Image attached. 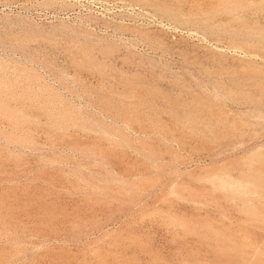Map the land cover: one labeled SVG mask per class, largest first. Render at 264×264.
Wrapping results in <instances>:
<instances>
[{
    "label": "rangeland",
    "instance_id": "1",
    "mask_svg": "<svg viewBox=\"0 0 264 264\" xmlns=\"http://www.w3.org/2000/svg\"><path fill=\"white\" fill-rule=\"evenodd\" d=\"M263 203L264 0H0V264H237Z\"/></svg>",
    "mask_w": 264,
    "mask_h": 264
},
{
    "label": "bare ground",
    "instance_id": "2",
    "mask_svg": "<svg viewBox=\"0 0 264 264\" xmlns=\"http://www.w3.org/2000/svg\"><path fill=\"white\" fill-rule=\"evenodd\" d=\"M253 229L251 231L252 237L246 238V242L240 245L237 250H239V258L237 264H248L254 256L258 258L256 262L258 264H264V252H259V238L264 237V203L260 209L254 214L252 218ZM248 240V241H247ZM237 253V252H236ZM244 260V261H243Z\"/></svg>",
    "mask_w": 264,
    "mask_h": 264
}]
</instances>
